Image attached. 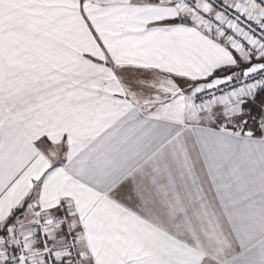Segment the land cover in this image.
<instances>
[{
  "label": "snow or ice",
  "instance_id": "obj_1",
  "mask_svg": "<svg viewBox=\"0 0 264 264\" xmlns=\"http://www.w3.org/2000/svg\"><path fill=\"white\" fill-rule=\"evenodd\" d=\"M0 264H264V0H0Z\"/></svg>",
  "mask_w": 264,
  "mask_h": 264
}]
</instances>
